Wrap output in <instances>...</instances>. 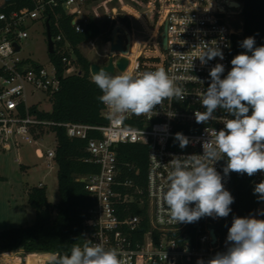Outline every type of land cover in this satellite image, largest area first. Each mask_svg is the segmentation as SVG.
<instances>
[{
	"label": "built area",
	"instance_id": "1",
	"mask_svg": "<svg viewBox=\"0 0 264 264\" xmlns=\"http://www.w3.org/2000/svg\"><path fill=\"white\" fill-rule=\"evenodd\" d=\"M85 1L32 0V8L0 11V149L9 151L22 142L36 143L43 130L53 125L64 128L68 137L86 141V156L82 160L97 168L76 178L84 183L93 199L86 211L82 245L100 243L105 248H115L121 254L123 264H197L198 259L207 261L217 252L226 250L228 231L220 228L222 218L205 216L192 223L170 222L161 209L160 190L167 184L172 157L202 154L201 140L207 138L205 128L219 131L224 128V121L230 118L225 110L218 109L214 119L198 124L194 114L205 111L199 97L209 86L211 68L217 63L223 64V76L230 70L233 38L243 31L242 0H149L151 16L159 17L157 28L162 26L159 46L163 52L142 55L138 47H134L133 57L126 54L128 64L125 69L120 71L115 67V74L128 72L138 76L164 68L186 90L184 100H163L150 114L151 119L149 115L133 114L115 117L103 104V124L43 119L38 114L44 111L38 107L39 101L29 104L28 96L39 92L52 100L59 89L60 77L49 57L48 64H43L21 56V42L30 36L29 27L34 21L42 18L45 22L53 13V26L58 30L55 37L52 36L54 51L57 48L61 53L71 52L54 8L60 5L72 15L75 30L82 32L88 22V17L83 14ZM3 2L0 0V5ZM106 18L110 23L115 21L118 24L113 14L106 12ZM163 28L166 31L165 47L161 45ZM202 41L216 43L223 51L224 59L217 57L202 65L198 58L195 59L200 53L197 46ZM86 42L94 46L92 38ZM120 55L118 51L113 52L114 62ZM152 56L163 58L162 65L140 64V57ZM61 59L64 75L80 73L73 56L62 54ZM177 132L191 141L184 149L174 138ZM122 144L146 146L144 179L141 180L140 171L132 162L119 155L118 147ZM34 153L53 167L55 149L44 152L35 147ZM225 159L217 161L214 167L229 191L231 173L227 176L223 173ZM262 180L264 172L251 176L254 185ZM262 210L264 201L260 202L254 216L258 217Z\"/></svg>",
	"mask_w": 264,
	"mask_h": 264
},
{
	"label": "clouds",
	"instance_id": "2",
	"mask_svg": "<svg viewBox=\"0 0 264 264\" xmlns=\"http://www.w3.org/2000/svg\"><path fill=\"white\" fill-rule=\"evenodd\" d=\"M255 45L254 37L241 42L246 51L231 60L232 67L226 76L221 63L209 72V86L199 97L205 111L195 112L196 123L206 124L214 119L218 109L225 110L231 118L224 121V128L219 131L205 128L207 138L201 140L202 154L174 155L169 161L171 167L167 184L160 190V200L170 222L192 223L205 216L213 219L229 216L234 197L214 167L217 161L227 158L225 176L236 172L251 177L264 172V46ZM197 47L200 53L195 59L202 65L217 57L224 59L216 43L202 41ZM91 78L102 93L98 100L115 117L133 114L149 115L151 119L150 114L163 100H184L187 96L177 79L164 68L138 76L128 72L112 75L100 68L98 72L92 71ZM174 138L181 149L191 143L181 132L175 133ZM254 195L258 201H264V180L255 185ZM225 243V251L217 252L207 261L198 259L197 264H264V219L233 217ZM120 255L115 248L85 243L74 245L70 254L53 253L48 261L49 264H123Z\"/></svg>",
	"mask_w": 264,
	"mask_h": 264
},
{
	"label": "trees",
	"instance_id": "3",
	"mask_svg": "<svg viewBox=\"0 0 264 264\" xmlns=\"http://www.w3.org/2000/svg\"><path fill=\"white\" fill-rule=\"evenodd\" d=\"M135 1L142 3L147 0ZM242 3L243 31L241 35L233 38L232 59L237 54L246 51L240 45L247 37L255 38V46H264V0H242ZM32 7V0H4L3 4L0 5V11L22 10ZM54 13L57 15L65 39L71 46V52L66 50L61 53L57 51V48L52 53L48 52V57L54 63L57 75L60 77V86L53 94L52 110L49 112L42 111L38 114L41 118L53 122L73 121L86 124H103L105 120L101 115L102 103L98 100V96L102 93L92 82L89 71L90 62L79 47L82 42L101 34L103 29L92 17H88L84 31L79 32L75 30L72 24V15L67 14L60 5L54 8ZM48 19L51 34L55 37L58 30L53 26V13ZM154 21L157 25L159 17L156 16ZM161 29L162 26H159V37ZM62 54L75 58L79 65V74L64 75ZM139 62L147 66H161L163 58L160 56L140 57ZM50 129L55 132L57 140L55 161L57 163L59 201L55 205L48 201L44 185L29 188L27 200L35 208V220L30 225L0 229V252L22 250L25 253L70 254L74 245H82L83 243V233L86 229V211L93 199L85 189L84 183L76 178L94 172L97 168L82 160L86 156L85 140L68 137L64 128L57 125L51 126ZM118 148L122 159L132 162L135 168L140 171L141 180L144 179L146 146L122 144ZM254 187L255 185L251 183V177L246 173L231 172L229 192L234 197V203L230 205L232 211L229 216L222 218L221 229L228 231L233 217L255 215L261 201H258L254 195ZM256 218L264 219V215L260 214ZM35 257L39 262L41 261V256ZM46 264H49V261Z\"/></svg>",
	"mask_w": 264,
	"mask_h": 264
},
{
	"label": "rangeland",
	"instance_id": "4",
	"mask_svg": "<svg viewBox=\"0 0 264 264\" xmlns=\"http://www.w3.org/2000/svg\"><path fill=\"white\" fill-rule=\"evenodd\" d=\"M149 0H86L83 14L92 17L103 29L102 33L93 37L94 46L82 42L79 47L89 62L105 64L109 55L110 35L116 26L123 27L128 37L127 55L134 56V47H138L142 55H154L163 52L159 46L160 37L155 25V17L151 16ZM106 12L115 16L118 24L110 23ZM30 36L21 42L20 55L48 64V49L45 25L42 18L37 19L29 27ZM39 101L38 107L49 112L52 110V100L45 94L36 92L28 96V103ZM37 138L36 143L22 142L11 150L0 149V229L14 226L30 225L36 217L35 208L27 200V191L33 186L43 184L49 202L55 205L59 201L57 187V163L53 160L49 167L42 158L34 153L39 147L44 152L55 149L56 135L53 130L46 128ZM42 185V186H43ZM40 254L41 253H36ZM43 263L51 255L45 254ZM26 253L0 252L1 264H24ZM31 261H38L33 255H28ZM34 264V263H31Z\"/></svg>",
	"mask_w": 264,
	"mask_h": 264
},
{
	"label": "water",
	"instance_id": "5",
	"mask_svg": "<svg viewBox=\"0 0 264 264\" xmlns=\"http://www.w3.org/2000/svg\"><path fill=\"white\" fill-rule=\"evenodd\" d=\"M45 31H46V40H47V49L48 52H54V44L52 39V34L50 31L49 19L45 20ZM128 37L126 31L123 27L116 26L113 32L110 35V43H109V56L108 60L105 64H99L97 62H91L89 65V71L92 74V71L98 72L100 68H104L106 71L115 75V67L118 70L123 71L128 64V58L126 53L128 51ZM166 44V31L163 28L161 33V45L165 47ZM15 49H18L17 45H14ZM118 51L121 55L115 60L113 57V52Z\"/></svg>",
	"mask_w": 264,
	"mask_h": 264
},
{
	"label": "bare ground",
	"instance_id": "6",
	"mask_svg": "<svg viewBox=\"0 0 264 264\" xmlns=\"http://www.w3.org/2000/svg\"><path fill=\"white\" fill-rule=\"evenodd\" d=\"M36 253H41V252L26 253V256L24 257V261L26 262V264H31V263L41 264V263H43V260H44L43 253L40 254V256H41V261L40 262L39 261H31V259L28 258V255H33V257L39 255V254H36Z\"/></svg>",
	"mask_w": 264,
	"mask_h": 264
}]
</instances>
